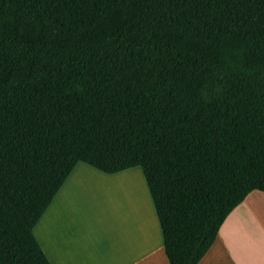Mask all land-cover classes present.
<instances>
[{"label":"trees","instance_id":"trees-1","mask_svg":"<svg viewBox=\"0 0 264 264\" xmlns=\"http://www.w3.org/2000/svg\"><path fill=\"white\" fill-rule=\"evenodd\" d=\"M141 170L167 264L264 194V0H0V264L74 167Z\"/></svg>","mask_w":264,"mask_h":264},{"label":"crops","instance_id":"crops-1","mask_svg":"<svg viewBox=\"0 0 264 264\" xmlns=\"http://www.w3.org/2000/svg\"><path fill=\"white\" fill-rule=\"evenodd\" d=\"M79 168L93 170L85 164L78 163L65 180L56 196L33 229V235L50 264H167L161 241L154 242L152 201L146 188L149 205L147 206L145 191L142 190L144 205L138 214H130V203L123 209H117L114 217L120 218L118 226L122 237L119 242L118 258L103 262L98 259L99 247L94 240L67 238L58 233L69 230L78 220L80 214L75 210H67L62 205L75 194L69 189L71 180H80ZM134 169V168H133ZM131 170V169H130ZM84 171V170H83ZM129 170L105 175L102 178H123ZM95 178V176H89ZM98 178V177H96ZM145 183V182H144ZM146 186V185H145ZM122 191V189H120ZM125 197L130 189L124 190ZM71 194V195H70ZM129 194V195H128ZM128 202V200H125ZM129 208V209H128ZM154 210V208H153ZM155 214V212H154ZM97 218V213L94 214ZM99 217V216H98ZM156 217V215H155ZM157 220V218H156ZM158 222V220H157ZM159 225V224H158ZM160 230V227H159ZM155 245V246H154ZM158 258L154 261V257ZM198 264H264V194L251 192L225 219L220 227L216 240Z\"/></svg>","mask_w":264,"mask_h":264},{"label":"rangeland","instance_id":"rangeland-1","mask_svg":"<svg viewBox=\"0 0 264 264\" xmlns=\"http://www.w3.org/2000/svg\"><path fill=\"white\" fill-rule=\"evenodd\" d=\"M100 175L93 170L79 168L80 180L76 182L73 179L69 185V189H71L75 196L73 199H67L62 205L67 210L74 209L75 214L81 213L79 216L80 220L75 222L78 224L71 227L70 231L66 229L63 231L58 228V233L60 236L64 234L67 238L74 236L76 240L82 239L84 242L86 240H94L99 247L98 259L107 262L115 259V257L116 259L118 258L116 255L122 237L120 225L118 226L120 218L116 219L114 217L115 211L120 209V205L123 202L121 197L124 191L120 189L122 187L130 189V195L128 194V198L125 199L130 203V214H138L139 210L145 206L142 201V190L145 191L147 206L149 205V197L139 168L131 169L127 174L120 176L123 178H102ZM89 176H95V178ZM123 182L127 186H123L124 184L120 185ZM124 194L126 195L125 192ZM152 211L153 239L154 242H156V238H158L157 241H161L159 225L153 207ZM95 213H97V218L94 217ZM157 258L155 256L153 258L154 261Z\"/></svg>","mask_w":264,"mask_h":264},{"label":"bare ground","instance_id":"bare-ground-1","mask_svg":"<svg viewBox=\"0 0 264 264\" xmlns=\"http://www.w3.org/2000/svg\"><path fill=\"white\" fill-rule=\"evenodd\" d=\"M122 184H124L123 186H125V185L127 186V184H125L124 182L120 183V185H122ZM124 190H126V187H125V189H124V187H122V191H124ZM123 194H124V192H122V197H121L123 199V202L121 203L122 205H120L121 209H123V207H124V205H126V203L128 205V202L125 201L126 197H123L125 194L124 195Z\"/></svg>","mask_w":264,"mask_h":264}]
</instances>
